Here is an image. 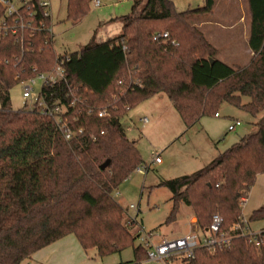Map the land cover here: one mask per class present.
<instances>
[{"label":"trees","instance_id":"trees-1","mask_svg":"<svg viewBox=\"0 0 264 264\" xmlns=\"http://www.w3.org/2000/svg\"><path fill=\"white\" fill-rule=\"evenodd\" d=\"M92 1L67 0V21L80 23ZM248 3L253 57L238 70L217 60V49L191 23L212 15L215 0L183 13L176 11L175 0H134L130 14L116 19L121 35L65 55H56L45 32L27 36L23 44L0 40V264H25L68 236L100 257L133 245L140 232L131 233L136 223L114 194L147 166L123 120L161 94L187 129L204 116L218 115L222 103L261 116L253 132L207 167L159 186L172 193L167 223L186 206L196 220L195 232L204 233L220 215L223 231L232 237L230 246L215 252L201 248L180 264H264V231L250 237L232 230L245 227L243 207L264 174V0ZM164 33L168 39L154 40ZM60 59L75 97H81L69 115L70 140L36 106L11 108L12 89L50 71ZM67 92L65 85L42 89L50 101ZM263 220L264 208L254 211L249 223ZM134 251L136 261L122 264L146 261L144 247Z\"/></svg>","mask_w":264,"mask_h":264},{"label":"rangeland","instance_id":"rangeland-1","mask_svg":"<svg viewBox=\"0 0 264 264\" xmlns=\"http://www.w3.org/2000/svg\"><path fill=\"white\" fill-rule=\"evenodd\" d=\"M95 1L90 4L87 16L73 25L67 21V0H50L53 12V49L56 55L75 53L89 44L102 43L121 35L122 24L116 19L130 14L134 0H100V6H96ZM202 2L203 0H175V9L183 13L198 7ZM224 2L222 0L220 7L212 15L193 19L191 23L217 49V60L238 70L246 67L252 58L243 30L245 25L240 24L231 29L230 23L240 20L242 10L237 5L235 14L230 15L231 8ZM244 4L241 1L240 6ZM42 87L43 82L37 80L33 86L34 95L40 94ZM23 89L24 85L19 84L11 91V108L14 111L33 107L31 99H23ZM217 113L218 117L204 116L192 129H187L168 97L161 94L141 102L125 117L123 125L127 137L136 143L143 165L149 168L147 172L144 167L143 173L137 170L133 172L114 194L129 219L138 214L136 224L131 225L132 234L142 229L145 233L158 234L157 241L194 234L196 220L191 208L181 206L176 220L167 223L172 210V193L159 185L162 181L190 176L204 169L242 137L253 132L254 124L261 118H253L228 103H222ZM145 119L148 123H144ZM237 122L240 126H236ZM153 154L159 156L163 163L156 164ZM130 206H135L136 210H131ZM262 208L264 174L258 177L243 207L249 234L264 228V220L249 223L253 212ZM140 244V240L136 239L133 245L122 252L106 257H100L94 249L88 251L87 257L90 264L134 262L137 259L134 250ZM181 260L179 257L173 264H180ZM142 264L153 263L144 261Z\"/></svg>","mask_w":264,"mask_h":264},{"label":"built area","instance_id":"built-area-1","mask_svg":"<svg viewBox=\"0 0 264 264\" xmlns=\"http://www.w3.org/2000/svg\"><path fill=\"white\" fill-rule=\"evenodd\" d=\"M95 4L100 6V0H96ZM0 6L3 10V14L0 16V40L15 38L16 42L23 44L27 36L34 37L41 32L47 33L53 40V12L50 0H0ZM160 38L168 39L169 35L168 33L157 35L154 40L157 41ZM37 80L43 82L42 89L65 85L68 92L65 97L54 98L51 101L42 95V90L40 94L34 95L33 86ZM20 84L24 85L23 99L26 101L31 99L32 105L39 109L41 115L54 119L58 130L63 133L66 140H70L73 133L68 126L69 115L71 110L76 107L77 102L81 100V97H75V90L67 81L63 60H57L50 71L39 73L34 78ZM103 116V113H99L100 118ZM144 123H148V120L145 119ZM236 126H240V123L237 122ZM232 129L235 128L232 127ZM153 156L155 157V163L160 164V157L156 154H153ZM142 169L143 167H140L137 171L143 173ZM144 170L147 172L149 168L144 167ZM130 209L136 210V207L130 206ZM136 217H131L130 220L136 223ZM223 224V218L220 215H214L210 227L204 233L194 232V234L178 239L157 241L158 234L145 233L141 229L138 240H140V245L147 251V262L173 264L174 260L179 257L182 260L194 259L195 252L201 248H207L211 252H215L218 249L230 246L232 237L223 231ZM244 224L245 227L236 225L232 230L234 232L242 230L243 235L255 237L257 234H249L246 222Z\"/></svg>","mask_w":264,"mask_h":264},{"label":"crops","instance_id":"crops-1","mask_svg":"<svg viewBox=\"0 0 264 264\" xmlns=\"http://www.w3.org/2000/svg\"><path fill=\"white\" fill-rule=\"evenodd\" d=\"M215 1H216L215 9H218L221 5L222 0H215ZM223 1H225L224 3H225V5H227L228 8H229V6L231 8L230 15L235 14V7L237 5L242 10L241 11L242 16H241L240 20L239 21L233 20L232 23H230V24H232L231 29H233L234 27H237L240 24L245 25L243 30L245 31L247 46L249 47V37H250V30H251V17H250V13H249L248 0H223ZM241 1H242V4H243V2L245 3L244 6L243 5L240 6ZM203 5H204V0H203L202 4L199 5L198 7H201ZM198 7H195V8H198ZM195 8H192V9H195ZM215 9H214V11H215ZM236 12H238V10H236ZM203 27L204 26H202V28ZM248 51L250 53V58H252L253 52L250 50V48ZM162 163L163 162H161L160 164H162ZM262 231H264V228L260 229L255 234L261 233ZM87 254L88 253H86L82 249L81 245L79 244V242L75 236H68V237L50 245L49 247L37 252L33 256L32 260L25 263V264H29L30 262H32V263L34 262L35 264H36V262L38 264H90L89 263V257H87ZM78 260H80V261H78Z\"/></svg>","mask_w":264,"mask_h":264},{"label":"water","instance_id":"water-1","mask_svg":"<svg viewBox=\"0 0 264 264\" xmlns=\"http://www.w3.org/2000/svg\"><path fill=\"white\" fill-rule=\"evenodd\" d=\"M211 62H213V60H211ZM107 167V164H105L104 166H103V169H105Z\"/></svg>","mask_w":264,"mask_h":264}]
</instances>
